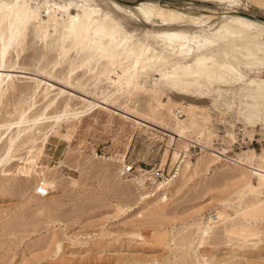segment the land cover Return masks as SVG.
<instances>
[{"label": "rangeland", "instance_id": "obj_1", "mask_svg": "<svg viewBox=\"0 0 264 264\" xmlns=\"http://www.w3.org/2000/svg\"><path fill=\"white\" fill-rule=\"evenodd\" d=\"M111 1L137 14L146 0ZM152 1L219 11L218 0ZM236 1L264 18V0ZM17 11L0 6V56L18 13L36 19L2 66L0 264H264V123L222 103L242 85L205 89L220 94L198 102L121 79L100 46L67 37L77 11L41 0Z\"/></svg>", "mask_w": 264, "mask_h": 264}, {"label": "bare ground", "instance_id": "obj_2", "mask_svg": "<svg viewBox=\"0 0 264 264\" xmlns=\"http://www.w3.org/2000/svg\"><path fill=\"white\" fill-rule=\"evenodd\" d=\"M29 1L37 0H0V6L5 10L18 12L17 8L23 2ZM41 1H45L50 7L53 3L59 4L63 11L69 13L71 10L77 11L79 21L71 19L72 27L71 30L68 29L67 37L71 35L72 38H81L95 47L100 46L104 60L113 67L120 68L121 79L137 78L149 83L150 88L162 84L174 93H190L198 102H201L203 96H208L210 102L220 94V90H216L205 95V89L239 84L242 85L239 90L225 93L223 106L227 110L234 107L238 116L251 126L257 122L264 123V80L258 76L263 74L260 66L264 68V21L250 18L256 16L253 13L240 12L239 1L218 0L219 11L208 12L203 8L195 12L176 10L169 5L146 0L135 8L137 14L111 0ZM33 14L18 13L21 26H14L10 37L3 44L0 87L7 77L2 69L4 53L18 46L23 23L36 19L35 16L32 17ZM48 17L52 18L51 14ZM155 20H159L166 27L163 29L170 34H163V29H141L140 25L154 28ZM212 24L215 25L214 28ZM178 28L183 31L177 33ZM138 30L140 34L135 33ZM196 31L205 36H197L195 41L190 40L188 35ZM25 34L24 36H28ZM176 38L191 42L192 52L187 53L178 47L181 51L179 50V55L176 54L172 43V39ZM155 73L159 75V79L153 78ZM248 75L256 77L250 79ZM138 86L141 87V84ZM11 149L7 151L10 152ZM9 155L10 153L1 161L5 162ZM204 264L207 263L204 261Z\"/></svg>", "mask_w": 264, "mask_h": 264}, {"label": "built area", "instance_id": "obj_3", "mask_svg": "<svg viewBox=\"0 0 264 264\" xmlns=\"http://www.w3.org/2000/svg\"><path fill=\"white\" fill-rule=\"evenodd\" d=\"M132 169H127L126 172H130ZM36 194L40 197H46L47 196V190L43 187H39L37 190H36Z\"/></svg>", "mask_w": 264, "mask_h": 264}, {"label": "water", "instance_id": "obj_4", "mask_svg": "<svg viewBox=\"0 0 264 264\" xmlns=\"http://www.w3.org/2000/svg\"><path fill=\"white\" fill-rule=\"evenodd\" d=\"M250 18H253V19H256V20H260V21H264V18L263 17H259V16L250 17Z\"/></svg>", "mask_w": 264, "mask_h": 264}]
</instances>
